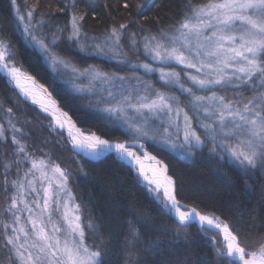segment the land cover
<instances>
[{
	"label": "snow or ice",
	"instance_id": "1",
	"mask_svg": "<svg viewBox=\"0 0 264 264\" xmlns=\"http://www.w3.org/2000/svg\"><path fill=\"white\" fill-rule=\"evenodd\" d=\"M9 2L23 40L48 58L54 70L57 65L70 67L67 59L53 54L65 41L88 55L115 60L121 70H132L121 75L95 65L72 68L73 83L88 80L87 91L96 97V106L103 105L99 110L123 127L127 138H113L110 132L106 133L110 138H104L90 130L86 134L44 84L23 69L20 49L0 30V72L25 100L52 117L48 127L56 133L57 143L70 145L68 151L74 156L83 154L93 160L115 153L136 173L153 203L174 221V236L169 238L168 229L154 234L155 222L143 213L125 219L124 264H148L145 257H155L152 264H264V231H252L257 219L264 228V185L257 201L259 211L249 214L250 224H241L185 202L183 181L158 159L159 148L155 149L158 155L146 150L148 140L188 155L207 148L211 157L236 165L248 195L254 191L255 177L264 180V0H183L175 16L168 17L167 26H160L157 12L155 30L138 23L155 0H123L122 4L117 0L115 5L103 6L120 13V21L109 24L100 36H89L84 30L89 10L93 18L97 15V0H66L58 6L57 13H70L64 26L52 25L55 14H36L39 0L24 12L17 0ZM134 26L138 30L133 31ZM141 54L151 63H141ZM38 59L34 58L37 67ZM174 65L182 67L177 70ZM140 69L145 76L158 72L161 87L138 75ZM165 87L177 88L185 98L162 90ZM77 91L85 89L79 86ZM6 117L15 148L3 167L6 174L15 168L18 177L9 182L5 176V206L0 208L4 217L0 241L8 253L7 264H106L108 248L101 226L90 215L84 222V208L70 186L71 172L48 153L41 152L40 158L30 153L23 142L28 133L17 128L12 108L6 110ZM7 141L0 124V142ZM24 164L30 167L23 168ZM78 171L88 175L83 164ZM229 182L236 183L231 177ZM192 225H198L210 243V255L197 256L195 261L191 254L179 253L175 242L181 235L187 239ZM164 256L167 259H161Z\"/></svg>",
	"mask_w": 264,
	"mask_h": 264
},
{
	"label": "trees",
	"instance_id": "2",
	"mask_svg": "<svg viewBox=\"0 0 264 264\" xmlns=\"http://www.w3.org/2000/svg\"><path fill=\"white\" fill-rule=\"evenodd\" d=\"M65 2L66 0H39L36 14H55V19L51 21L52 25L64 26L70 20V13L68 15L57 13L56 9L58 6H63ZM136 2L142 3L143 0H136ZM36 3L37 0H17L22 12L27 11ZM105 3L115 5L117 0H97L98 7L95 18L89 10V15L84 22V30L89 36H100L109 24L120 21V13L105 8L103 6ZM119 3L122 4L123 0H119ZM182 4L183 0H155L152 6L139 18L138 23L145 28L155 30V18L158 12L162 18L160 26H167L170 23L168 17H174L179 11L177 6H182ZM113 15L115 19L112 18ZM144 16L149 19L145 20ZM0 30L20 49L22 55L19 60L23 63V69L49 89L63 109L69 112L80 127L96 132L104 138H110L106 134L109 132L113 138H127L125 129L118 123L107 119V114L99 110L103 105L96 106V99L91 95L76 92L64 71L54 70L48 58L23 40L21 29L16 27L15 12L9 0H0ZM132 30L136 31L138 27L134 26ZM57 53L61 59H67L69 63L80 68L95 65L104 71H119L121 75H130L132 71L131 69L121 70V66L117 65L115 60L81 52L78 47L66 41L61 43L53 54ZM36 57L39 58L38 67L37 62H34ZM139 59L151 63L142 54ZM174 67L177 70L181 68L177 65ZM150 79L155 82L158 88L161 87L162 82L155 74L151 75ZM162 90L175 92L177 95H181L182 100L185 98L177 88L165 87ZM8 108L13 109V121L17 128L23 127V131L28 133V136L23 139V142L28 145V151L37 158L41 157V152L48 153L55 162L60 163L62 167L68 168L71 172L70 186L77 202L81 203L84 208V222H88L90 215L93 221L101 226L105 237L104 242L108 248L105 256L106 264H124L123 232L126 231L124 221L131 219L134 213H143L145 219L155 222L157 231L154 234H158L160 230L168 229L169 238L174 236L172 231L175 226L174 221L153 203L149 193L137 182L134 171H129V167L122 164L114 154H109L100 160H92L82 155L74 156L72 152L68 151L70 145L57 143L56 133L50 132L48 125L51 118L36 106L24 101L2 74H0V124H3L6 129L8 141L7 143L0 142V208L5 206V176L9 182L18 178L15 168L6 174L3 167V163L12 158L15 148L11 143L13 133L7 124L6 110ZM198 131L202 130L198 129ZM146 144V149L154 155H158L155 149L159 148L158 158L163 159L170 166L171 172H174L183 181L182 191L188 198L185 202H195L208 211L215 210L217 215L225 214L231 220H238L241 224L251 223L249 214L253 210L259 211L257 201L260 197V188L264 185V180H261L259 176L255 177L257 183L253 184L254 191L248 195L243 189L244 181L239 178L236 165L230 160L218 161L217 158L211 157L207 148L197 149L195 155H188L175 152L155 141H147ZM80 164L84 165V172H87L88 175L78 171ZM22 167H30V164H24ZM229 177L236 183H230ZM248 183L251 184L252 181L249 180ZM31 198L30 195L28 199ZM2 219L4 217H0V220ZM255 223L257 227L252 229L253 232L264 231L259 219ZM187 231L189 233L187 239L184 235L176 238L177 251L191 254L193 261L197 256H209L210 243L206 237L199 233L198 225L190 226ZM109 233H111L110 238ZM89 243H93V240L90 239ZM95 243L98 244L100 241L96 240ZM7 255V250L3 248V242L0 241V264L6 263ZM145 259L148 264H152L155 257H145ZM161 259H167V256L161 257Z\"/></svg>",
	"mask_w": 264,
	"mask_h": 264
},
{
	"label": "rangeland",
	"instance_id": "3",
	"mask_svg": "<svg viewBox=\"0 0 264 264\" xmlns=\"http://www.w3.org/2000/svg\"><path fill=\"white\" fill-rule=\"evenodd\" d=\"M108 58V57H107ZM139 61L141 62V63H143V62H147V61H144V60H142V59H139ZM136 62V60H135V58H133V63H135ZM51 65H52V63H51ZM156 67H160V65H158V64H156L155 65ZM177 66H180V65H177ZM73 67H75V66H73V65H71L70 64V67L69 68H64L63 66H61V65H57V67H56V69L55 70H62V71H64V74H66L65 76L67 77V79H69L71 82H72V84H73V87H74V89L75 90H77V87H79V86H82L84 89H85V91L84 92H87V93H89L88 91H87V88L89 87V84H88V80L87 79H83V80H77L76 82H75V84L73 83V78H74V75H76L75 73H73V71H72V68ZM180 67H182V66H180ZM75 68H78V69H82V68H79V67H75ZM140 72H138V75H140V76H144V78L145 79H148V80H151L150 79V77H151V75H153V74H155L157 77L159 76V73L157 72V73H153V74H149L148 76H145L144 75V71H143V69H140L139 70ZM0 74H2V75H4L3 73H0ZM7 78V77H6ZM7 80H8V82L11 84V86L15 89V87L13 86V84L11 83V81L9 80V78H7ZM163 83V82H162ZM97 87H103V85H97ZM17 92H18V94H19V90L18 89H15ZM178 90V89H177ZM90 94V93H89ZM201 94H203V93H201ZM20 95V94H19ZM91 95V94H90ZM21 96V95H20ZM92 96V95H91ZM21 98H23L22 96H21ZM92 98H94V99H96V97H94V96H92ZM45 114V113H44ZM47 115V114H46ZM48 116V115H47ZM50 117V116H49ZM51 118V120H52V117H50ZM65 135H66V133H65ZM148 141H153V140H148ZM164 146H166V145H164ZM166 147H168V146H166ZM168 148H170V147H168ZM171 149V148H170ZM172 150V149H171ZM174 151V150H173ZM175 152H178V153H181V154H186V153H182L180 150H175ZM25 216H27V213H26V215ZM5 264H7V260H6V263Z\"/></svg>",
	"mask_w": 264,
	"mask_h": 264
},
{
	"label": "bare ground",
	"instance_id": "4",
	"mask_svg": "<svg viewBox=\"0 0 264 264\" xmlns=\"http://www.w3.org/2000/svg\"><path fill=\"white\" fill-rule=\"evenodd\" d=\"M104 58H107V57H104ZM107 59H109V58H107ZM71 64V63H70ZM71 65H73V64H71ZM73 66H75V65H73ZM75 67H77V66H75ZM80 68V67H79ZM83 69V68H82ZM10 80V79H9ZM37 80V79H36ZM11 81V80H10ZM38 81V80H37ZM11 83L13 84V86L15 87V85H14V83L11 81ZM40 83V82H39ZM72 83V82H71ZM71 86L73 87V84H71ZM46 87V86H45ZM47 88V87H46ZM48 89V88H47ZM73 89H74V87H73ZM75 90V89H74ZM48 91H49V89H48ZM76 92H78V93H81L80 91H77V90H75ZM50 92V91H49ZM51 93V92H50ZM83 93H86V94H88V95H90L89 93H87V92H83ZM52 94V93H51ZM52 97L58 102V100L54 97V95L52 94ZM24 101H26L27 103H29V104H31V105H33L32 103H31V100L29 99V100H25L24 98H22ZM58 104H59V102H58ZM60 105V104H59ZM34 106H36L37 108H39V106L38 105H34ZM40 109V108H39ZM64 110V109H63ZM65 111V110H64ZM70 115V114H69ZM71 116V115H70ZM74 120V119H73ZM77 127H80L78 124H77ZM82 130H85L86 131V134H87V129H84V128H82V127H80ZM147 150V149H146ZM153 154V153H152ZM81 155H83V154H81ZM107 155H109V154H107ZM106 155V156H107ZM154 155V154H153ZM87 158H90V157H88V156H86ZM105 157V156H104ZM91 159V158H90ZM160 159V158H159ZM100 160V159H99ZM153 164H154V162H153ZM145 165H146V167L147 166H149V162L148 161H145Z\"/></svg>",
	"mask_w": 264,
	"mask_h": 264
},
{
	"label": "water",
	"instance_id": "5",
	"mask_svg": "<svg viewBox=\"0 0 264 264\" xmlns=\"http://www.w3.org/2000/svg\"><path fill=\"white\" fill-rule=\"evenodd\" d=\"M0 73H2V72H0ZM108 154H110V153H108ZM113 154H115V153H113ZM106 156V155H105ZM86 157V156H85ZM104 157V156H103ZM103 157H101V158H103ZM101 158H99V159H101ZM99 159H96V160H99Z\"/></svg>",
	"mask_w": 264,
	"mask_h": 264
}]
</instances>
